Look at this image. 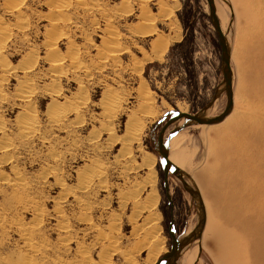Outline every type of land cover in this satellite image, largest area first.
Listing matches in <instances>:
<instances>
[{"label":"rangeland","instance_id":"374dc122","mask_svg":"<svg viewBox=\"0 0 264 264\" xmlns=\"http://www.w3.org/2000/svg\"><path fill=\"white\" fill-rule=\"evenodd\" d=\"M78 1L66 0L58 14L55 7L62 0H0V264H129L127 257L132 264H149V251L156 254V264L165 253L157 250L153 237L158 234L168 251L171 221L180 238L197 223L190 196L171 175L168 202L150 134L157 128L159 135L163 124L157 123L169 109L191 115L200 111L222 82L206 0H177L176 8L171 0ZM215 4L233 50L237 111L259 108L254 82L264 63L257 39V28L264 24V0ZM169 11L171 15L161 16ZM143 12L155 18L159 33L167 34L173 20L181 37L161 60L144 63L138 75L124 51L141 60L138 47L148 51L155 38L137 35ZM121 50L124 54L116 60L109 57ZM55 60L59 70L52 67ZM141 77L153 102L148 109L140 98ZM23 87L28 88L26 98ZM225 105L223 94L209 116H219ZM145 111L153 117L144 118ZM55 114L61 116L58 122L53 121ZM260 114L264 121V111ZM132 117L136 121L131 127L141 128L138 142L127 133ZM28 118L34 120L33 128L19 130ZM175 125L165 139L182 126ZM243 138L240 131L220 123L186 128L169 143V156L181 160L206 211L203 238L185 250L195 251L187 264H226L223 241H235L234 234L245 231L239 230V223L247 227L253 221L250 188L258 163ZM152 156L155 211L147 209L152 199L145 164ZM93 165L102 167V187L98 182L81 187V176ZM242 192L249 194L244 201ZM240 211L246 212L244 221ZM152 213L160 215L157 222ZM110 242L116 246L111 248ZM255 257L264 262V254ZM176 264H184L182 255Z\"/></svg>","mask_w":264,"mask_h":264},{"label":"bare ground","instance_id":"6f19581e","mask_svg":"<svg viewBox=\"0 0 264 264\" xmlns=\"http://www.w3.org/2000/svg\"><path fill=\"white\" fill-rule=\"evenodd\" d=\"M9 1H16V0H9ZM61 2V0H59ZM64 2L58 3V6L55 7L56 13L60 14L63 9L64 5L66 4V0H62ZM173 2H176L177 0H171ZM78 2H81L79 0ZM165 4L161 3V11L163 10ZM174 6V5H173ZM177 2L175 4V8L177 7ZM142 7V6H141ZM215 9L217 15L222 16V12L219 8H217V4H215ZM172 10H174L172 8ZM163 12V11H162ZM172 14V11H169L167 14L163 15L161 13V16H169ZM141 23H140V28L139 31L137 32V35L139 37H146L150 34H155V38L150 42V47L148 51H145L144 48L138 47V53L142 55L141 60H137L135 55H133L129 49H125L124 53L129 54L131 56L132 61L135 63V65L132 67V70L137 72L138 75H140V72L142 70V66L146 62H151V61H158L161 60L163 54L167 50V48L174 42L179 41L180 39V27L175 24V22L171 19H169V22L167 24L168 27V33H159L156 29L155 26V18L148 17L146 12L141 13L140 16ZM52 27H55V24H52ZM255 29V28H254ZM1 32V31H0ZM173 33V34H171ZM54 38V37H53ZM257 39H258V46L259 48L263 51L264 53V24L259 25L257 28ZM114 40V39H113ZM1 42V41H0ZM230 46V45H229ZM50 52H53V46L49 45ZM124 50V49H123ZM233 50L230 49V59H232L233 56ZM123 51L119 52H114L109 57L112 60H116L118 56L124 54ZM54 54V53H52ZM59 62V61H58ZM60 64H58L55 61L52 63V67L55 70H59ZM140 79V86L143 91L141 92V99H142V106L146 109H148L152 104V99L150 97V92L148 90V87L146 85L145 80L141 77ZM28 84V83H27ZM255 91L257 92V95L260 99V107L259 108H249V109H242L241 111H237V104L235 102V98L232 97V110L231 114L226 117L222 123H226L228 125L229 130L232 132L240 131L241 134L244 135L243 141L246 143L249 148L250 152L252 154V159L255 163L257 164V169L255 173L256 181L254 183V186L250 188V192L252 196L255 198V204L253 205V208L250 211V214L253 216V221L250 225L247 227L243 222L239 223V230H245L243 232H239L238 234H234L236 237V240H225L223 241V246H222V251L229 257H227V263L226 264H264V262H259L258 259L255 256H259L264 254V121L260 117V112L261 110L264 111V63H263V69L259 71V77L255 80ZM29 85V84H28ZM23 86V85H22ZM24 86H27L24 83ZM24 88V87H23ZM28 89V88H26ZM24 88V91H21V93L24 94V97L26 98V93L28 92ZM27 91V92H26ZM139 91H141L139 89ZM144 92V93H143ZM144 94V95H143ZM20 95V94H19ZM29 95V94H28ZM140 95V93H139ZM22 96V95H20ZM23 97V98H24ZM172 111L169 109V112ZM57 113V112H56ZM59 113V111H58ZM185 113V112H181ZM144 118L148 117H153V113H149V111H145L143 113ZM54 116V113H53ZM53 119L54 122H58L59 118L61 117L60 115H56ZM208 117L209 114L207 115ZM30 117V116H28ZM26 119V117H25ZM136 121V118L129 119L128 124H127V133H129L130 140L138 142V137L139 134L141 133V128L140 125L137 124L135 125L136 127L132 128L131 124L132 121ZM21 124V122H20ZM179 125L183 124V121L178 123ZM220 124V123H218ZM23 126H18L21 131L29 130L33 128L34 125V120L33 119H27L25 122H22ZM160 125V124H159ZM202 126V127H209V126H216L217 124L214 125H204V124H199L195 123L193 126ZM176 126V125H175ZM163 127V126H162ZM181 132V131H180ZM178 134V133H177ZM128 135V134H127ZM172 145V144H170ZM5 152V151H4ZM150 162H147L145 165L148 169L149 177H147V186L150 188L149 193H150V198L152 199V205L149 206L147 209L150 211H155L156 210V204L158 201V193L156 190V172L153 169V161L155 158L152 156ZM169 161L174 164L176 167L181 169V160L177 158H172L169 156ZM182 170V169H181ZM85 171V170H84ZM169 179V176L167 177V180ZM81 187L84 185V187H87L91 185V183L98 182L100 186L102 187V182H103V172H102V167L101 166H94L90 167L86 173L84 172V175L81 176ZM180 183V182H179ZM169 184V182H168ZM83 187V188H84ZM198 188V187H197ZM138 189V188H137ZM142 190V189H141ZM171 190V188L169 189ZM199 190V189H198ZM140 192V191H139ZM138 193V192H137ZM139 194V193H138ZM249 194L246 192H242L240 198L243 201L248 197ZM203 206H204V200L203 197H201ZM204 212H205V226H206V211H205V206H204ZM249 213V212H248ZM155 216V222H157L160 219V215L157 213H152ZM238 217L240 220H243L247 218L246 212L243 214L241 211L238 212ZM237 217V218H238ZM238 220V219H237ZM244 221V220H243ZM152 221V223H155ZM237 223V221H236ZM197 224V223H196ZM153 226V225H152ZM205 226L204 230L201 233V236L203 238L204 233H205ZM157 227V226H155ZM159 229V228H158ZM194 229V228H193ZM151 230V229H150ZM154 231V229H153ZM151 232V231H150ZM159 232V230H157ZM156 232V233H157ZM176 237V236H175ZM170 238V237H169ZM201 238V239H202ZM27 240V246L31 248V244ZM153 242L155 243V246H160L157 250L159 252L167 253L165 249H163V239L159 237V235H155L153 237ZM109 246L111 248H114L116 245L113 242H110ZM187 249V248H186ZM184 249L181 253L182 257H184V264L191 263L194 258H195V251L192 250V252L185 251ZM150 255L148 263L149 264H154L156 261V254H153V252L149 251ZM129 264H132V261L129 257H127ZM183 260V259H182ZM158 261V260H157ZM134 264V263H133Z\"/></svg>","mask_w":264,"mask_h":264},{"label":"water","instance_id":"95a60500","mask_svg":"<svg viewBox=\"0 0 264 264\" xmlns=\"http://www.w3.org/2000/svg\"><path fill=\"white\" fill-rule=\"evenodd\" d=\"M206 2L208 6L209 22L214 30L220 51V67L223 74L222 82L215 89L214 94L209 102L200 111L192 115L188 113H181L176 110L168 112L167 115H165L163 119L157 123V125L163 124L157 140L151 136L152 142L154 144V153L159 160V164L163 173V185L168 202H171V196L169 194L170 191L167 177L171 175L180 182L184 191L190 196L191 202L196 208L197 224L190 233L186 234L182 238H177L175 237V226L171 221L168 224V234L171 240L169 251L165 253L156 262V264H176L181 258V252L186 248H191V246L196 241L201 239V233L203 232L205 226V212L201 194L194 180L187 173L169 161V143L171 139L177 135V133L185 130L186 128L192 127L195 123L204 125H214L221 123L231 113L233 105V74L230 65L231 61L229 42L222 32L219 20L216 16L215 0H206ZM223 94L226 96V105L223 112L219 116L208 117L207 115L209 110ZM167 117L168 120L164 122ZM181 121H183L182 126L173 128V130H171L165 139L166 131L171 126L175 124L177 125ZM157 125L155 127H157Z\"/></svg>","mask_w":264,"mask_h":264},{"label":"flooded vegetation","instance_id":"af4514ba","mask_svg":"<svg viewBox=\"0 0 264 264\" xmlns=\"http://www.w3.org/2000/svg\"><path fill=\"white\" fill-rule=\"evenodd\" d=\"M167 118H168V117H167ZM167 118L164 120V122L167 120ZM156 130H157V128L154 130V134H153V133L150 134V142H151V144H152L153 151H154V144H153V142H152L151 136H154L155 140H157V137H158V136L155 135V131H156ZM176 237H177V236H176ZM177 238H180V237H177Z\"/></svg>","mask_w":264,"mask_h":264}]
</instances>
